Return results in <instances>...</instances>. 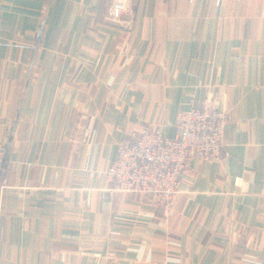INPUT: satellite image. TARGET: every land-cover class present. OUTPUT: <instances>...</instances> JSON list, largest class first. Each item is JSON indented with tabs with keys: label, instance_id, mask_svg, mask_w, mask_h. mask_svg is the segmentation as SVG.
Segmentation results:
<instances>
[{
	"label": "crops",
	"instance_id": "obj_1",
	"mask_svg": "<svg viewBox=\"0 0 264 264\" xmlns=\"http://www.w3.org/2000/svg\"><path fill=\"white\" fill-rule=\"evenodd\" d=\"M0 0V264H264V0ZM203 102L219 158L165 212L103 171L147 125Z\"/></svg>",
	"mask_w": 264,
	"mask_h": 264
},
{
	"label": "built area",
	"instance_id": "obj_2",
	"mask_svg": "<svg viewBox=\"0 0 264 264\" xmlns=\"http://www.w3.org/2000/svg\"><path fill=\"white\" fill-rule=\"evenodd\" d=\"M132 2L111 0L107 8L109 23L129 26ZM219 3L215 0L216 5ZM226 121V114L208 102L190 106L179 113L174 137L166 136L158 126L147 125L119 142L110 165L104 171L90 172V176L105 175L111 192L148 197L167 212L192 159L220 157ZM6 153V144L0 143V179Z\"/></svg>",
	"mask_w": 264,
	"mask_h": 264
},
{
	"label": "rangeland",
	"instance_id": "obj_3",
	"mask_svg": "<svg viewBox=\"0 0 264 264\" xmlns=\"http://www.w3.org/2000/svg\"><path fill=\"white\" fill-rule=\"evenodd\" d=\"M124 140H125V139H124ZM117 145H118V144H117ZM220 156H221V155H220ZM189 165H190V164H189ZM188 168H189V167H188ZM188 168H187V169H188ZM187 169H186V170H187ZM186 170H185V171H186ZM103 171H104V170H103ZM185 171H184V173H185ZM90 172H92V171H90ZM90 172H89V175H90ZM184 173H183V175H184ZM91 177H93V176H91ZM94 177H97V176H94ZM182 177H183V176H182ZM181 179H182V178H181ZM108 181H109V180H108ZM110 184H111V183H110ZM110 189H111V188H109V190H110ZM112 193H115V192H112ZM125 194H127V193H125ZM155 204H156V203H155ZM171 204H172V203H171ZM157 205H159V204H157ZM159 206H160V205H159ZM160 207H162V206H160ZM170 207H171V206H170ZM169 209H170V208H169Z\"/></svg>",
	"mask_w": 264,
	"mask_h": 264
}]
</instances>
